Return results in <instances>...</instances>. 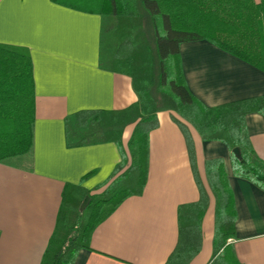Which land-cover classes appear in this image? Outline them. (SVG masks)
Returning <instances> with one entry per match:
<instances>
[{"label":"crops","instance_id":"1","mask_svg":"<svg viewBox=\"0 0 264 264\" xmlns=\"http://www.w3.org/2000/svg\"><path fill=\"white\" fill-rule=\"evenodd\" d=\"M0 44L28 48L35 81L36 119L30 154L0 161V264H41L57 229L65 190L100 193L122 155L117 142L69 146L67 122L81 110H124L139 99L133 77L103 56V16L55 0H0ZM102 53V54H101ZM192 94L207 107L263 98L264 70L208 40L180 46ZM173 111L158 112L149 137V172L141 195L131 196L94 230L90 248L72 264H167L180 244L179 209L197 202L200 190L186 137ZM200 177L210 195L202 219V245L188 264L213 257L216 202L206 161L223 158L237 212L228 240L240 264H264V188L234 174L232 151L204 140L187 123ZM135 124L123 133L126 145ZM253 161L264 171V110L246 115Z\"/></svg>","mask_w":264,"mask_h":264},{"label":"trees","instance_id":"2","mask_svg":"<svg viewBox=\"0 0 264 264\" xmlns=\"http://www.w3.org/2000/svg\"><path fill=\"white\" fill-rule=\"evenodd\" d=\"M103 16V34L112 30L103 56L119 71L133 77L138 101L124 110H81L68 119L69 146L95 141L117 142L122 161L106 191L92 194L69 185L58 224L41 264H72L82 248H90L95 228L123 201L145 189L149 137L159 126L158 112L173 111L189 149L200 199L179 209L180 244L167 264H188L202 245V219L210 195L196 161L187 123L204 140H219L232 151L234 174L264 188V171L253 161L246 115L263 111V98L207 107L190 91L182 69L180 46L208 40L221 49L264 70V0H55ZM107 24V25H106ZM150 35V36H149ZM101 53V54H102ZM35 81L33 61L26 47L0 44V161L32 153L34 147ZM135 124L123 143L127 125ZM239 147L242 157L233 149ZM209 187L216 202L213 257L208 264H240L228 240L235 235L237 212L225 161H206ZM91 201L81 210L85 198Z\"/></svg>","mask_w":264,"mask_h":264},{"label":"rangeland","instance_id":"3","mask_svg":"<svg viewBox=\"0 0 264 264\" xmlns=\"http://www.w3.org/2000/svg\"><path fill=\"white\" fill-rule=\"evenodd\" d=\"M257 1H259V0H257ZM107 25V24H106ZM113 34H112V30H109V25H107V28H106V31H105V47L108 49V43H109V41H110V39H109V37H111ZM150 36V35H149ZM125 148H126V151H127V153H128V157H129V161L131 160V155H130V152H129V148H128V143L125 145ZM108 185H106L103 189H102V191L101 192H104V191H106V188H108L107 187ZM91 201V200H90ZM90 203V202H89ZM88 203V204H89Z\"/></svg>","mask_w":264,"mask_h":264},{"label":"water","instance_id":"4","mask_svg":"<svg viewBox=\"0 0 264 264\" xmlns=\"http://www.w3.org/2000/svg\"><path fill=\"white\" fill-rule=\"evenodd\" d=\"M233 152L235 153V155L238 157V158H241L242 157V153H241V149L239 147H235L233 149ZM91 198L90 196H87L85 198V200L83 201L82 205H81V210H84L85 207L88 205V203L90 202Z\"/></svg>","mask_w":264,"mask_h":264},{"label":"snow or ice","instance_id":"5","mask_svg":"<svg viewBox=\"0 0 264 264\" xmlns=\"http://www.w3.org/2000/svg\"><path fill=\"white\" fill-rule=\"evenodd\" d=\"M0 15H2V6H0Z\"/></svg>","mask_w":264,"mask_h":264}]
</instances>
